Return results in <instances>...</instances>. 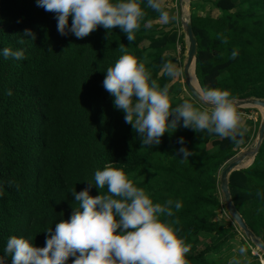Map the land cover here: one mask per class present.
<instances>
[{
  "label": "trees",
  "instance_id": "1",
  "mask_svg": "<svg viewBox=\"0 0 264 264\" xmlns=\"http://www.w3.org/2000/svg\"><path fill=\"white\" fill-rule=\"evenodd\" d=\"M220 1H213L215 16L200 15L202 5L189 2L197 44L195 78L200 88L226 89L235 99H264V0H228L227 7ZM144 11L133 41L118 27L102 26L77 38L60 35L54 13L38 7L36 0H0V49L25 53L22 60L0 56V255L13 235L43 247L44 231L54 230L78 207L73 192L94 183L95 171L107 164L122 168L153 202H181L166 219L190 245L187 264H220L223 251L242 233L231 219L215 218L225 211L218 176L225 161L256 134L260 119H246L242 143L178 125L161 136L159 145L147 147L102 85L106 69L127 53L143 60L158 84L168 85L172 107L191 99L204 108L162 71L165 61L176 62L165 53L177 45L185 50L181 29L173 19L164 29L154 23L158 12ZM24 29L35 39L23 37ZM179 137L194 156L180 159ZM228 187L247 226L264 242V138L252 163L230 173ZM105 192L106 187L95 184L89 189L91 196ZM241 242L260 264L251 253L254 245ZM258 254L264 264V254Z\"/></svg>",
  "mask_w": 264,
  "mask_h": 264
},
{
  "label": "clouds",
  "instance_id": "2",
  "mask_svg": "<svg viewBox=\"0 0 264 264\" xmlns=\"http://www.w3.org/2000/svg\"><path fill=\"white\" fill-rule=\"evenodd\" d=\"M36 5L54 13L60 35L71 33L77 38L102 26L106 30L118 27L128 41H133L145 16L144 8L158 12L163 23L170 20L162 0H36ZM22 36L35 39L30 29H24ZM237 54L236 50L231 52L233 58ZM24 55L23 49H0V56L5 59L22 60ZM162 71L168 77L179 74L177 66L167 61ZM102 85L143 146L159 145L161 136L169 129L175 131L178 125L196 132L206 130L235 143L243 142L246 129L241 124L242 114L226 89L201 88L198 98L203 109L191 99L172 107L168 85L158 84L145 62L127 53L106 69ZM6 94L11 95V90ZM177 143L181 145L177 149L180 159L196 154L184 145L183 137ZM92 184L98 189L106 187V192L89 195ZM72 195L78 207L67 220L61 218L54 230L49 227L44 231L43 247L34 246L31 238L10 236L2 250L4 255H0V264H6L8 257L11 264H67L69 257H74L71 264H187L185 256L190 245L166 219L173 215V208H181L179 200L153 202L122 168L111 164L96 170L94 183ZM233 251L227 264H251L243 244Z\"/></svg>",
  "mask_w": 264,
  "mask_h": 264
},
{
  "label": "water",
  "instance_id": "3",
  "mask_svg": "<svg viewBox=\"0 0 264 264\" xmlns=\"http://www.w3.org/2000/svg\"><path fill=\"white\" fill-rule=\"evenodd\" d=\"M182 2L183 0H179V6L180 10H182ZM182 15V14H181ZM180 27L181 31L184 34V41L186 46V56L185 61L183 64V76L185 79V85L188 89V91L194 95L199 102L198 93L200 91L196 89L192 83L190 82V75L189 71L190 68L193 67V70L195 69V56L197 53V44L196 39L194 37L191 23H190V17L188 16V19L180 17ZM195 74V72H194ZM196 77V76H195ZM200 103V102H199ZM201 104V103H200ZM235 104L237 108H245V107H258L263 110V115L261 116L259 120V125L257 128V136L255 140L254 146H251L247 150L241 152L238 156L235 157L232 156L227 161H225L224 166L222 167L218 180H219V191L222 197V200L224 202V207L227 213L229 214L231 220L234 222V224L242 231L243 236L249 240L253 245L257 247V249L264 254V242L261 238L257 237L254 232L247 226L244 218L239 213V211L236 209L231 194L228 187V177L231 172L245 168L249 166L253 159L255 154L258 151V148L263 141L264 138V99L263 98H257V97H248V98H242V99H235ZM204 106L203 104H201ZM250 159V162L248 164H245L247 160Z\"/></svg>",
  "mask_w": 264,
  "mask_h": 264
},
{
  "label": "rangeland",
  "instance_id": "4",
  "mask_svg": "<svg viewBox=\"0 0 264 264\" xmlns=\"http://www.w3.org/2000/svg\"><path fill=\"white\" fill-rule=\"evenodd\" d=\"M196 1H198L203 7L201 9V11H198L200 15L209 14V15L215 16L216 14H218V12H217L218 10L215 9L214 5H213V1L214 0H196ZM189 2H190V0H183V2H182V10H180L179 0H162V3H163V6H164L165 10H167L169 12L170 20H169L168 23H163L162 21H160V19H156V20H154V23H158L159 25H163L164 29H168V24L173 19V20H175V27L181 29V27L179 26L180 25V17L182 16V18L188 19V16H190V11L191 10H190V7H189ZM220 5L222 7H227V6L230 5V2L228 0H221L220 1ZM147 43H148L147 41H144L141 44L142 47L146 46ZM180 46L177 45L175 51H170V52H167L165 54H167V55L171 54V55H173L176 58V62L174 63V65H176L177 68L179 69V74L176 77L172 78L171 83L175 84L177 87L180 86L182 88V90L184 91V93L185 92L187 93L188 90L186 88L185 79H184V76H183V64H184L185 56H186L185 55L186 54V52H185L186 51V46H185V50L180 48ZM191 81L195 85L197 84L195 78L193 80H191ZM196 87H197V85H196ZM245 108H248L250 110L248 112L241 111V110L239 111L242 114V116H241V124L242 125L245 124L246 119H252L253 121H255L257 119H260L261 116L263 115V110L261 108H258V107H245ZM245 108H241V109H245ZM256 136H257V133L255 135H253L252 138L250 139V141L235 154V157L238 156L241 152H243V151L247 150L248 148H250L251 146H254L255 140H256ZM221 217H223L226 220H230L231 219L226 210L218 212L217 216H215V218H217V219L221 218ZM232 223L234 224L233 221H232ZM237 230L239 232H242L238 227H237ZM242 239H246V238L243 236V233H240L238 236L235 237V239L233 241L230 242L231 243V248H230L229 251H226V250L223 251V255L220 256V258H221L220 264H227L228 259L234 254L233 250L236 247H238L239 245L243 244L241 242ZM251 249H252L251 253L253 255L257 254L260 264H263L262 261H261V256L258 254V253H260V251L257 249V247L254 245L253 248H251ZM247 256H248V254H247ZM248 258H249L251 264H257V261L253 262V258H251L249 256H248Z\"/></svg>",
  "mask_w": 264,
  "mask_h": 264
},
{
  "label": "bare ground",
  "instance_id": "5",
  "mask_svg": "<svg viewBox=\"0 0 264 264\" xmlns=\"http://www.w3.org/2000/svg\"><path fill=\"white\" fill-rule=\"evenodd\" d=\"M192 73H193V74H192ZM189 75H190V82L192 83L191 80H193V79L195 78L193 67L190 68ZM193 76H194V77H193ZM195 79H196V78H195ZM196 83H197V80H196ZM192 85H193L196 89L199 90L198 83L196 84L197 87H196V85H195L194 83H192ZM249 162H250V159L247 160V161L245 162V164H248Z\"/></svg>",
  "mask_w": 264,
  "mask_h": 264
}]
</instances>
